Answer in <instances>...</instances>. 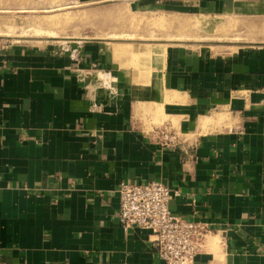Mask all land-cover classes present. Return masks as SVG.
<instances>
[{"label":"crops","instance_id":"obj_1","mask_svg":"<svg viewBox=\"0 0 264 264\" xmlns=\"http://www.w3.org/2000/svg\"><path fill=\"white\" fill-rule=\"evenodd\" d=\"M62 1L0 0V13L101 0ZM130 2L188 18L198 26L189 33L241 39L159 46L141 68L96 38L7 40L0 264H166L150 230L118 220L121 183L150 181L180 192L173 214L215 234L193 264H264V0ZM166 123L176 148L154 132Z\"/></svg>","mask_w":264,"mask_h":264},{"label":"rangeland","instance_id":"obj_2","mask_svg":"<svg viewBox=\"0 0 264 264\" xmlns=\"http://www.w3.org/2000/svg\"><path fill=\"white\" fill-rule=\"evenodd\" d=\"M65 1L70 0L62 2ZM49 5L41 7L42 10L39 11H34L36 8H32V11L22 13L18 17L13 13H0L4 17L0 20V37L3 41L34 43L61 41L64 44L70 40L81 41L96 38L103 41L115 59H123L126 65L141 64L140 68L142 65L146 66L141 61L150 57L156 47L182 48L200 43L197 41L215 38L196 32L189 33L196 30L198 26L192 25L188 18L184 23L185 17L168 15L164 11L139 10L130 0H101L85 4L70 3L64 4L60 10L59 8L51 11L45 10L46 7L49 8ZM8 23L14 26L21 25L23 30L20 34L13 31L11 36L5 35L3 33L4 25ZM230 39L238 40L241 37L234 34L229 37H216L206 42L223 45L236 44ZM208 239L211 240V236ZM213 240L219 241L217 237H214Z\"/></svg>","mask_w":264,"mask_h":264},{"label":"built area","instance_id":"obj_3","mask_svg":"<svg viewBox=\"0 0 264 264\" xmlns=\"http://www.w3.org/2000/svg\"><path fill=\"white\" fill-rule=\"evenodd\" d=\"M6 41L0 37V54ZM163 147L176 148L180 135L168 123L154 130ZM118 220L125 230L137 225L150 230V240L166 264H193L213 236L208 226L188 220L170 210V202L180 194L161 181L122 182Z\"/></svg>","mask_w":264,"mask_h":264},{"label":"bare ground","instance_id":"obj_4","mask_svg":"<svg viewBox=\"0 0 264 264\" xmlns=\"http://www.w3.org/2000/svg\"><path fill=\"white\" fill-rule=\"evenodd\" d=\"M40 33H41V31H40ZM14 34V33H13ZM9 35H11V33L9 34ZM53 36V35H52ZM51 38H57V37H51Z\"/></svg>","mask_w":264,"mask_h":264}]
</instances>
